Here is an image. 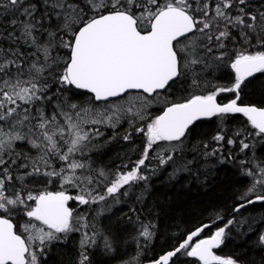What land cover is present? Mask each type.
<instances>
[{"label": "snow or ice", "instance_id": "6c2138e0", "mask_svg": "<svg viewBox=\"0 0 264 264\" xmlns=\"http://www.w3.org/2000/svg\"><path fill=\"white\" fill-rule=\"evenodd\" d=\"M237 44L241 47L234 50ZM221 66L234 73L230 86L192 94L209 83L210 68ZM256 73H264V3L0 0V264H43L52 243L72 232L81 233L76 264H90L89 249L111 252L115 236L103 232L95 217L90 223L87 215H76L69 202L101 205L98 217L111 210L109 198L119 203L118 194L128 196L141 181L145 189L136 198L143 201L150 178L146 168L155 175L171 167L169 179L191 173L194 161L183 154L185 140L202 118L223 120L240 113L255 135L264 137V107L239 103L246 80ZM173 86L189 94L181 102L167 101L161 114L153 116L148 109L159 102L161 90ZM221 93L234 98L219 103ZM125 121L131 129L123 134L125 141L132 132L146 139L139 159L131 167L123 165L124 170L97 166L93 154L104 147L101 129H115ZM213 140L225 141L223 131ZM239 142L241 152L255 147ZM21 143L29 146L27 152ZM235 143L227 139V144ZM240 164L252 165L244 169L251 184L237 197L234 213L264 203V161L253 153ZM54 182L59 190H48ZM38 184L45 186L39 189ZM21 214L28 219L18 228L14 220ZM216 219L223 217L217 213ZM249 219L233 216L201 239L215 222L203 224L151 264H175L181 254L200 264H241L215 250L225 244L233 225L247 224L251 231L256 221L249 224ZM136 224L132 239L151 241L152 221L137 217ZM258 241L264 245V231ZM125 264L138 261L133 257Z\"/></svg>", "mask_w": 264, "mask_h": 264}, {"label": "trees", "instance_id": "16d2710c", "mask_svg": "<svg viewBox=\"0 0 264 264\" xmlns=\"http://www.w3.org/2000/svg\"><path fill=\"white\" fill-rule=\"evenodd\" d=\"M252 2L255 7H260L264 0ZM229 47L233 48L232 45ZM240 47L241 45L237 44L234 50ZM206 80L209 83L192 94H206L215 85L230 86L234 80V73L229 67L221 66L216 70L210 68ZM188 94L189 92L182 91L180 87L173 86L160 92L159 102L153 103L148 111L153 116L159 115L167 101L181 102ZM240 95L239 103L264 107V73H256L248 78ZM217 98L221 103H226L234 98V94L221 93ZM238 130L242 131L239 137L235 135ZM101 131L104 132V136L99 138V143L104 147L93 154L97 166L113 171L118 168L124 170L123 165L131 167L139 159L146 139L143 134L132 132L131 139L125 141L123 134L131 131L126 121L115 129L102 128ZM221 131L225 135V141L217 143L213 137ZM113 136L115 139H112ZM229 138L236 140V143L227 144ZM241 139L254 144L255 147L241 152L239 142ZM105 141L109 142L105 144ZM205 144L208 145L206 149ZM20 148L25 152L29 150V146L24 143L20 144ZM215 148H219L220 151L215 156L205 158L203 153L211 152ZM252 153H255L256 159L264 161V137L255 135V130L243 114H227L223 120L220 117H211L196 122L185 140L183 153L187 159L194 161L191 173H181L174 179H169L171 167L161 169L155 175L146 168L143 170L144 174L150 178L142 202L136 197L145 189L143 181L133 185L128 196L118 194L119 203H114L109 198L107 204L111 206V210L106 211L104 215L96 216L101 205H81L78 208L76 215H87L90 223L95 217L97 226L103 232L114 235L116 239L111 252L105 253L102 247L89 249L90 264H125V261L133 257H136L138 264H144L172 250L187 234L203 224L215 222L212 227L202 232L201 238L222 227L233 216L237 221L243 217H250L248 223L251 224L253 219L256 223L253 224L251 231L247 224L233 225L229 229L230 234L225 244L216 249V253L237 258L241 264H264V245L258 241L259 233L264 231V222H261V217H264V203L252 204L242 209L240 213L233 212V208L239 202L237 197L251 184V179L244 175V169L250 164L242 167L240 161L249 160ZM222 157L223 163L220 162ZM155 164L156 161L152 160L151 165ZM44 186L35 185L39 189H43ZM47 187L50 191L59 190L58 182ZM73 206L74 204L71 205L72 208ZM217 213L223 217L222 221L216 219ZM137 217L144 222L152 221L155 225V236L151 241H145L143 238L139 241L132 239L138 231ZM25 219L26 217L21 214L14 223H17L19 228L26 222ZM80 238L81 233L72 232L66 239L53 242L43 264H76L79 259ZM174 261L175 264H200L197 259L182 254Z\"/></svg>", "mask_w": 264, "mask_h": 264}, {"label": "rangeland", "instance_id": "374dc122", "mask_svg": "<svg viewBox=\"0 0 264 264\" xmlns=\"http://www.w3.org/2000/svg\"><path fill=\"white\" fill-rule=\"evenodd\" d=\"M250 156H253V153H252ZM250 159H251V157H250ZM257 161H261V160H258V159H257ZM251 166H252V165L250 164L249 167H251ZM73 204H74V206L76 207V208H75L76 213H78L77 210H78V208H79L81 205H79L78 202H76V201H70V202H69V207H71V205H73ZM74 206H73V208H74ZM76 213H75V214H76ZM27 219H28V218L26 217L25 220L27 221ZM36 223H38V222H36ZM23 224H24V223H23Z\"/></svg>", "mask_w": 264, "mask_h": 264}, {"label": "water", "instance_id": "95a60500", "mask_svg": "<svg viewBox=\"0 0 264 264\" xmlns=\"http://www.w3.org/2000/svg\"><path fill=\"white\" fill-rule=\"evenodd\" d=\"M254 75H255V74H254ZM163 91H165V90H161V92H163ZM217 101H218L219 103H221V102L218 100V98H217ZM246 105H249V104H246ZM257 107H258V106H257ZM160 114H161V113H160ZM239 114H240V113H239ZM202 119H204V118H202ZM197 122H198V121H197ZM206 224H211V223H206ZM211 227H212V226H211ZM205 230H206V229H205ZM205 230H204V231H205ZM193 231H194V230H193ZM190 233H191V232H190ZM190 233H189V234H190ZM189 234H187L186 237H187ZM200 235H201V234H200ZM186 237H185V238H186ZM199 238H200V237H199ZM196 239H197V238L194 237V238H193V242H194ZM174 259H175V258H174ZM195 259H197V258H195ZM152 261H153V260L147 261V262H145L144 264H151Z\"/></svg>", "mask_w": 264, "mask_h": 264}, {"label": "bare ground", "instance_id": "6f19581e", "mask_svg": "<svg viewBox=\"0 0 264 264\" xmlns=\"http://www.w3.org/2000/svg\"><path fill=\"white\" fill-rule=\"evenodd\" d=\"M164 254V253H163Z\"/></svg>", "mask_w": 264, "mask_h": 264}]
</instances>
